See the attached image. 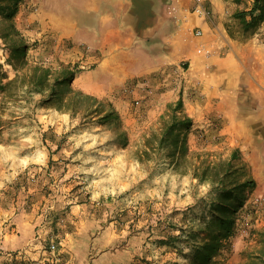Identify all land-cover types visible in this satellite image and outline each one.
<instances>
[{"label":"rangeland","instance_id":"1","mask_svg":"<svg viewBox=\"0 0 264 264\" xmlns=\"http://www.w3.org/2000/svg\"><path fill=\"white\" fill-rule=\"evenodd\" d=\"M253 3L191 0V53L136 46L120 75L76 0H0V264H264V20L235 15ZM73 90L95 100L69 110Z\"/></svg>","mask_w":264,"mask_h":264},{"label":"crops","instance_id":"2","mask_svg":"<svg viewBox=\"0 0 264 264\" xmlns=\"http://www.w3.org/2000/svg\"><path fill=\"white\" fill-rule=\"evenodd\" d=\"M190 6L191 0H76L70 24L78 37L90 42L98 71L121 75L132 63L136 46L159 47L162 61L173 60L179 48L190 54L194 45L190 19L179 18ZM48 17L40 18V25L64 36L68 28L61 17L54 12Z\"/></svg>","mask_w":264,"mask_h":264},{"label":"trees","instance_id":"3","mask_svg":"<svg viewBox=\"0 0 264 264\" xmlns=\"http://www.w3.org/2000/svg\"><path fill=\"white\" fill-rule=\"evenodd\" d=\"M236 16H239L241 18V21L243 22L244 29H248L251 26L257 25L259 22L264 20V0H254V3L251 8L247 10H240L235 13ZM249 15V19L246 18V16ZM75 68L71 67H62L59 70L56 71V75L52 78L51 80V90L53 91L51 94H53V99H56L59 102H62V93L61 91H57V88H60L65 82H70L72 78L74 77L76 73ZM1 87L4 89L6 87V84H1ZM55 90V91H54ZM73 94L67 98V106L66 108L69 110H73L74 112L77 111L78 107L82 104H91L95 100L94 97L84 94L83 92L79 90H73ZM182 103V99L179 98L176 102V106H180ZM108 110L103 112L100 116L99 119L101 120H107L111 117L117 118L118 113L117 111L113 108L111 103H108ZM97 110H86L85 116H92L94 113H96ZM99 113V112H97ZM98 115V114H97ZM190 123V118L184 117L183 119L178 120L179 125H184V124H189ZM172 128L177 127V123H173L171 125ZM171 128V127H170ZM183 150L187 149L185 143L182 146ZM228 168L226 167L225 170ZM217 239L221 238V234L216 236ZM219 240V239H218ZM217 241V240H216ZM223 243L220 241L217 242V245L215 249L221 248ZM210 255H207L206 258H210Z\"/></svg>","mask_w":264,"mask_h":264}]
</instances>
